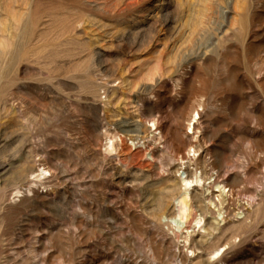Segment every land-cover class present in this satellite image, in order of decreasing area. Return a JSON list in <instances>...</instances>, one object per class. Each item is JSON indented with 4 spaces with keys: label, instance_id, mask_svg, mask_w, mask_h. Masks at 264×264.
I'll return each instance as SVG.
<instances>
[{
    "label": "rangeland",
    "instance_id": "1",
    "mask_svg": "<svg viewBox=\"0 0 264 264\" xmlns=\"http://www.w3.org/2000/svg\"><path fill=\"white\" fill-rule=\"evenodd\" d=\"M205 262L264 264V0H0V264Z\"/></svg>",
    "mask_w": 264,
    "mask_h": 264
},
{
    "label": "bare ground",
    "instance_id": "2",
    "mask_svg": "<svg viewBox=\"0 0 264 264\" xmlns=\"http://www.w3.org/2000/svg\"><path fill=\"white\" fill-rule=\"evenodd\" d=\"M196 120H197L196 117L193 118V125L196 123ZM153 122H154V126H155L156 121L154 120ZM108 144H110V143H108ZM109 148H110V151L111 150H114V145L113 144L112 145H109ZM183 172H185V171H183ZM190 177H187L186 176L183 180H181V183H182L181 188H183V191L181 192L179 198L177 199V205H176L177 211H176V215L174 217H172V218L164 217V221H166L165 224H168L170 227H172L174 231H177V232L182 233V234H185V235L187 234V236H185L186 242H189V240L191 238V234L195 232L196 228H198L199 231H201L202 234H206L207 233V229H208V226L206 228L205 218L204 217H200V218H198V219H196L194 221L195 222V226L193 227V231H190L189 230L190 217H191V215L193 213L192 212V205L190 203L191 200H192L191 194L196 189L197 184H199V183H201L203 181L200 177H197V176H196L195 179H189ZM191 178H193V177H191ZM215 186H216V188H218L219 191H212V192L209 193L210 194L209 205L207 204L208 205V210H210V212H211V216H215V217H213V219H214L215 222L209 223V230L212 233L215 230H218L217 227L220 226V223L221 222H224L225 221V214H226V212L224 211V208L222 207L223 203L220 202L219 204H217L215 202V200L213 199V193H215V192L216 193L220 192V196L223 197L225 195V187L222 186V185H220V184L217 185L216 183H215ZM213 210H216V211L213 212ZM218 217H219V219H218ZM208 234H210V233H208ZM201 237H203V236H201ZM199 239H201V238H199ZM202 242L205 243V241L203 240V238H202ZM200 248H198V249H200ZM217 255H219V252L217 253Z\"/></svg>",
    "mask_w": 264,
    "mask_h": 264
}]
</instances>
